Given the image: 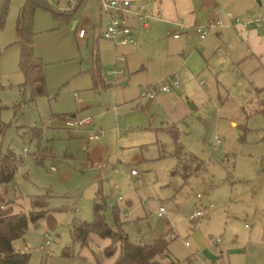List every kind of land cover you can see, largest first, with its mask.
<instances>
[{
  "label": "rangeland",
  "instance_id": "1",
  "mask_svg": "<svg viewBox=\"0 0 264 264\" xmlns=\"http://www.w3.org/2000/svg\"><path fill=\"white\" fill-rule=\"evenodd\" d=\"M26 1L0 0V119L6 124L0 143L19 160L14 180L0 185V192L14 213L30 216L35 196L46 202L44 215L29 220L25 235L12 242L16 251L30 254L28 264H113L115 255H93L110 238L93 232L83 245L71 233L74 220H93L96 191L108 224L115 227L118 215L131 242L165 235L172 261L186 255L190 247L183 238L191 241L195 232L240 238L259 226L264 112L235 68L211 72L204 65L193 74L184 65L186 72H180L181 51L169 55L173 41L157 40V34L142 38L148 49H142L144 59L137 58L132 49L100 35L99 0H83L71 18L64 13L73 7L67 0H47L50 8L37 4L32 14V46L45 80V92L33 98L16 29ZM81 27L84 38L78 35ZM115 53L127 55L118 76L110 72ZM94 55L100 84L90 73ZM174 73L176 95L171 90L141 96L143 88L170 83ZM75 115L92 117L101 138L89 142L88 131L70 132L66 120ZM162 121L176 127L178 153L169 130L158 128ZM131 168L138 174L130 175ZM161 205L163 215L157 211ZM197 208L204 214L189 220ZM166 223L174 230H166ZM46 235L50 242L41 248ZM259 254L255 264H264V247Z\"/></svg>",
  "mask_w": 264,
  "mask_h": 264
},
{
  "label": "crops",
  "instance_id": "2",
  "mask_svg": "<svg viewBox=\"0 0 264 264\" xmlns=\"http://www.w3.org/2000/svg\"><path fill=\"white\" fill-rule=\"evenodd\" d=\"M132 1L147 2L146 11H150L153 14V16L148 18L149 28L143 27L135 16H129L128 22L133 27V34L136 36L138 44L134 47H123L132 49L133 56L144 59L142 49L147 50L148 47L142 42V38L149 37L151 34H157V40L169 38V41H173L172 45L174 46L173 48L170 44L169 55L173 54L175 49H178L181 51V55L184 56L180 72H183V69L186 72L184 65H187V72L193 74L200 68L203 70L204 65L206 70L211 72L222 70L224 67L235 68L238 71V76L252 91L251 100H254L257 105L260 104V110L264 112V31L261 27L236 28L229 24L230 20L226 14L227 10H230L242 19L264 17V0ZM156 13H160L161 17H156ZM217 17L222 19L224 25L213 28L203 39L198 38L193 30L181 33L179 37L172 36L173 31L177 29V21L181 20L193 25L195 23H204ZM103 20V13H100L99 23L101 24ZM73 27H75V23ZM179 54H175L177 59H181ZM203 58H205L206 64H204ZM172 59L176 60L175 57H172ZM211 59L210 63L209 60ZM169 79H171V76ZM201 83L204 84V81L202 80ZM203 87L205 88L206 86ZM178 88H173L174 90L171 89L172 91H170L176 95ZM92 120V117H90V123L75 128H68L70 132L81 131L84 133L88 131L87 140L89 142L91 139L99 140L101 135L98 138L90 136L92 131H96L93 128L95 124ZM158 128L173 129V124H166L165 121H162ZM263 207L264 203L257 208L261 215H264ZM259 220V226L254 231H250L247 236L237 238V235H235L236 238H231L230 234L224 232L223 239L217 236L219 237L217 243L213 242V239L217 238L216 236L209 234L208 238H206L205 234L195 232L191 235L192 242L187 237L183 238L184 244L186 239L190 241V244L187 245L190 249L186 255L172 261L169 248L168 254L163 258V262L171 264H255V257L260 255V248L263 249L264 247V216ZM165 234L167 235L168 233L165 232ZM173 235L176 237L178 233L173 231ZM156 236L158 235H155L151 240ZM192 245L193 247H191Z\"/></svg>",
  "mask_w": 264,
  "mask_h": 264
},
{
  "label": "trees",
  "instance_id": "3",
  "mask_svg": "<svg viewBox=\"0 0 264 264\" xmlns=\"http://www.w3.org/2000/svg\"><path fill=\"white\" fill-rule=\"evenodd\" d=\"M79 0L73 5L70 11L64 12L66 18H71L72 11L82 2ZM45 5L50 8L47 0H27L19 11L17 20V31L20 38L21 54L20 65L25 77V85L32 87L33 98L38 94L45 92V80L42 76V61L34 55L32 44L33 30V12L35 6ZM55 16H62V12L53 10ZM64 15V14H63ZM94 63L90 67V73L95 84L102 83V74L100 72L99 59L94 55ZM66 119V118H65ZM6 124L0 119V135L5 131ZM172 134L175 144L178 146V133L176 127L169 129ZM18 156L11 151L3 150L0 143V185H5L14 180L17 171ZM100 191H96L93 204V220H74L71 226L73 240L85 244L91 233H97L104 238H110L109 245L103 251L95 252V259L100 256L110 257L115 255L113 264H171L163 262L164 256L169 252L170 241L164 235H158L152 240L131 242L128 239L127 233L121 227V221L118 215L115 217V227L107 223L105 216V206L100 197ZM35 196L32 198V210L30 216L23 212L12 211L10 202L5 200L0 192V264H28L29 253L15 250L12 242L17 237H22L26 233L29 220L37 221L44 215L46 210L45 204H41ZM4 203L9 207L4 208ZM264 211V207H263Z\"/></svg>",
  "mask_w": 264,
  "mask_h": 264
},
{
  "label": "built area",
  "instance_id": "4",
  "mask_svg": "<svg viewBox=\"0 0 264 264\" xmlns=\"http://www.w3.org/2000/svg\"><path fill=\"white\" fill-rule=\"evenodd\" d=\"M79 0H67L66 2L71 6L75 5L76 2ZM101 13L103 12L106 16L104 21L101 22V28L102 32L100 31V35L104 36L107 40L111 41L115 44V46H136L138 44L136 36L133 34V27L128 22L129 16H135L137 20H139V23L146 28L148 27V18L150 16H153V14L149 11H146L147 2L140 1V2H133L132 0H99ZM230 22L229 24L235 26L236 28H247V27H261L264 31V17H256L253 19H242L236 16L233 12L230 10H227L226 12ZM156 17H161V14L156 13ZM223 21L221 18H212L204 23H195L193 25H189L183 21H177L176 26L177 29H175L172 33L173 37H179L181 33H186L189 30H193L194 33L198 35L200 39H203L206 37L207 34L211 32V30L215 27L222 26ZM79 37H83L86 35V30L84 28H79L78 31ZM114 65L115 67L110 70L112 74H115L116 76L120 75V73L123 70V67L120 66L124 64L127 60L126 54L124 53H115L114 54ZM179 86V80L177 78V74L174 73L171 75V82L166 84H161L159 86H148L146 88H143L141 92L142 97H146L148 99H151L155 97L156 92L158 91H170L173 88H178ZM67 121V125L69 128H75L78 126H82L86 123H90V117L89 116H77L69 118ZM101 132L98 130L92 131L90 136L93 138L100 137ZM25 151V149H24ZM95 164L90 165V167L94 166ZM96 165L103 168L104 163L99 161L96 162ZM138 172L135 168H131L130 175H137ZM159 215H163L165 213L164 206H159L158 208ZM204 214V211L201 209H195L194 212H192L189 215V219L193 220L196 217L201 216ZM249 225V224H246ZM166 230L170 231L172 230V227L169 226V223L165 224ZM48 235H46L47 237ZM219 241V237L213 239L214 243H217ZM50 242L49 236L47 239H45V243L40 244L41 248H44L45 245H48ZM185 244L189 245L190 241L187 239L185 240Z\"/></svg>",
  "mask_w": 264,
  "mask_h": 264
},
{
  "label": "water",
  "instance_id": "5",
  "mask_svg": "<svg viewBox=\"0 0 264 264\" xmlns=\"http://www.w3.org/2000/svg\"><path fill=\"white\" fill-rule=\"evenodd\" d=\"M75 22H73V25H74Z\"/></svg>",
  "mask_w": 264,
  "mask_h": 264
}]
</instances>
